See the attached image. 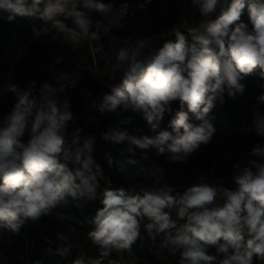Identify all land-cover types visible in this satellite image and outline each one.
<instances>
[{"label": "clouds", "instance_id": "1", "mask_svg": "<svg viewBox=\"0 0 264 264\" xmlns=\"http://www.w3.org/2000/svg\"><path fill=\"white\" fill-rule=\"evenodd\" d=\"M151 2L143 0L139 8ZM191 3L202 22L184 31L175 29V40L166 39L159 47L141 34L135 43L118 49L108 73L93 74L109 91L95 98L91 89L82 90L89 99L87 111L131 112L147 123L155 133L151 137L132 135L122 127H109L101 134L113 145L127 143L133 146L129 151L139 149L144 160L154 149L157 155L167 153L169 162L188 163L215 134L210 113L217 103L224 105L225 95L233 100L243 95L246 85L241 81L257 69L264 79V0ZM128 8L127 2L117 8L114 0H0V11L8 14L9 21L35 16L44 22L39 30L33 29L35 37L47 36L65 45L86 42L97 53L103 51L98 42L111 29L102 21H95L93 28L92 13L109 23L120 22ZM245 8L251 27L241 19ZM53 59L59 64L63 57ZM67 78L62 72L53 77L57 84ZM36 85L30 80L27 87L9 83L4 89L15 102L0 120V224L13 232L66 204L67 196L74 201L94 199L103 175L92 154L95 138H82L70 100L60 102L53 83ZM258 101L264 103V94ZM173 102L179 105L175 111ZM251 112V126L241 128V133L264 137V113L255 106ZM166 114L171 119L162 128ZM247 155L246 163L233 165L238 171H234L232 188L206 181L139 191L104 187L102 207L89 221L92 228L87 233L99 258H87L82 252L72 264H102V258L112 252L120 259L108 264H124L122 254H132L142 228L152 244L161 238L159 249L172 256L179 253V264L264 261V143L254 144ZM173 212L177 219L172 218ZM69 252V247L61 245L54 254L65 257Z\"/></svg>", "mask_w": 264, "mask_h": 264}, {"label": "trees", "instance_id": "2", "mask_svg": "<svg viewBox=\"0 0 264 264\" xmlns=\"http://www.w3.org/2000/svg\"><path fill=\"white\" fill-rule=\"evenodd\" d=\"M172 1L152 0L143 10L135 5V3H143V0H114V4L118 8L120 4L127 2L128 14L135 15L148 23L170 17L169 6ZM180 1L187 10H191L188 0ZM192 18L194 21L189 27L196 26L203 20L198 11L193 12ZM42 23L43 21L35 16L18 17L13 21L0 16V84L7 71L5 54L13 45L14 39L31 35L34 33L33 29H37ZM187 28L183 27L181 30ZM163 39L158 36L152 42L153 46L159 47ZM169 39L174 41L175 36L172 35ZM99 42L103 45L101 54L109 56L112 53L110 44L103 38ZM118 49L113 53L116 54ZM55 52L46 55V58L51 60L52 66L37 68L29 66L27 70L17 72L11 83L21 88L27 87L30 80L37 82V88L45 81L53 83L58 89L59 101L70 100L71 110L77 117L76 126L83 129L82 138L86 135L94 136L92 154L95 161L100 164L103 175L100 176L99 187L92 200L82 198L74 201L71 196H67L66 204H58L49 215L41 217L38 222H27L19 232H13L0 224V244L6 243L4 248L0 249V264H72L82 252L86 253L87 258H99V250L87 238V233L92 228L89 221L94 217L96 210L102 207L100 200L104 187H124L139 191L140 188L150 186L160 187L168 184L180 187L206 181L209 184L221 183L225 187L232 188L234 171H238L233 169V165L246 163L250 159L247 153L251 151L252 146L257 142L264 143V137L257 136L254 132L245 135L240 131L241 128L251 126L253 106L257 111L264 113V103L258 101V97L264 94V79L259 77V69L241 81L246 85L243 95L237 94L235 100L225 95V104L217 103L210 113L211 122L217 126V132L210 143L201 145L188 158V163H172L167 159V153L157 155L156 152H149V159L144 160L143 153L139 149L129 151L133 146L127 143L113 145L103 140L101 134L109 127L125 128L135 136L151 137L154 132L147 128L146 122L138 120L129 112L101 114L87 111L85 105L89 99L82 95V90H87L88 87L84 84L76 88L69 87L66 80L55 83L53 77L61 72L64 73L62 62L59 64L54 62L53 58L60 56L59 51ZM92 92L93 97L100 96L95 91ZM14 102L15 98L11 93L0 96V120L9 112ZM178 106V102H173L174 111ZM94 118L99 122L94 123ZM170 119L171 116L166 114L167 127ZM77 204L79 206H76ZM172 218L177 219L175 212L172 213ZM60 236L66 237V241L62 242ZM160 239L157 238V245ZM61 245L70 248L69 254L65 257L54 254L55 249ZM157 245L152 244L142 228L141 238L133 245L132 254L127 252L122 254L124 264L133 260L135 264H179V253L172 256L166 250L159 249ZM209 251L210 254H215V249ZM111 259H120V256L112 252L110 257L102 258V264H108ZM254 264H264V261L254 259Z\"/></svg>", "mask_w": 264, "mask_h": 264}, {"label": "rangeland", "instance_id": "3", "mask_svg": "<svg viewBox=\"0 0 264 264\" xmlns=\"http://www.w3.org/2000/svg\"><path fill=\"white\" fill-rule=\"evenodd\" d=\"M128 1V0H124ZM191 10L181 3L180 0H173L169 6L170 17L167 19H158L159 21L145 22L135 15L128 14L122 18V21H112L97 13H92L94 20L93 28L96 27L95 21H102L103 25H108L111 29L108 35L103 36V40L108 42L112 48V53L109 56H104L101 52L94 51V45L88 43H81L79 45H65L59 40L52 42L47 36L35 37L34 33L28 36H21L14 39L13 45L7 50L5 54V61L7 64V71L3 82L0 84V96L4 95L5 86L11 83L16 77L17 72L25 71L29 66L34 67H47L52 66L51 60L46 58V55L59 51L60 57H63L62 64L64 67V74H68L66 79L67 86L78 87L85 85L88 89H92L98 95L109 91L99 83V80L94 77L93 74L104 76L111 70V64L115 62L114 50L121 47L128 46V43H135L140 35L145 37L150 36L152 42L159 36L164 38L160 46L166 39H169L173 35L175 29L180 30L183 27H189L194 21L192 18L193 12L198 11L188 0ZM139 7L138 3H135ZM7 13L0 11V16L7 18ZM17 16L14 20H16ZM59 19H63L60 17ZM241 19L249 23V17L247 8H245ZM71 27L72 22L66 21ZM44 25V22L37 28L39 30ZM249 27H251L249 23ZM100 44V42H98ZM41 50H44L43 52ZM56 53V52H55ZM47 60V61H46ZM105 79L107 77L105 76ZM131 113V112H129ZM133 114V113H132ZM138 120L145 122L140 116L133 114ZM93 122L98 123L99 120L94 118ZM166 115L161 124L162 128H167ZM148 129L149 126L146 123ZM217 132V126L213 124ZM130 130V129H128ZM155 135V133H154ZM149 152L155 153L153 149ZM5 244H0V249H3Z\"/></svg>", "mask_w": 264, "mask_h": 264}]
</instances>
